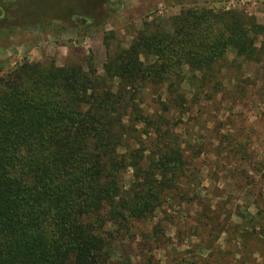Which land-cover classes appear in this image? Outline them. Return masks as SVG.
<instances>
[{
  "label": "trees",
  "instance_id": "trees-1",
  "mask_svg": "<svg viewBox=\"0 0 264 264\" xmlns=\"http://www.w3.org/2000/svg\"><path fill=\"white\" fill-rule=\"evenodd\" d=\"M170 20L166 31L142 22L101 74L89 62H22L0 75V264H108L134 223L197 196L190 181L204 147L249 164L245 134L221 133L216 113L205 120L198 110L228 97L241 105L239 64L260 59L263 28L204 7ZM144 92L156 97L146 104ZM255 209L243 217L254 231L242 247L264 244V203Z\"/></svg>",
  "mask_w": 264,
  "mask_h": 264
},
{
  "label": "rangeland",
  "instance_id": "rangeland-1",
  "mask_svg": "<svg viewBox=\"0 0 264 264\" xmlns=\"http://www.w3.org/2000/svg\"><path fill=\"white\" fill-rule=\"evenodd\" d=\"M228 1L243 2L219 6ZM189 7L241 12L263 28L254 45L260 59L239 64L241 105L233 106L228 97L217 110H198L205 120L216 113L221 133L245 134L249 164L224 159L213 142L204 147L205 154L196 161L197 178L190 181L197 196L186 192L179 204H165L150 222L134 223L131 242L120 244L108 264H264V244L254 239L240 244L244 233L254 231L251 225L244 228L243 217H255V207L264 203V0H0V75L22 62L84 69L89 62L101 74L103 63L127 48L142 22L166 31L171 17ZM152 93H143L144 103L156 97ZM183 119L179 133L186 143L193 129ZM204 127L210 130L212 125L207 120ZM158 226L162 233L151 240Z\"/></svg>",
  "mask_w": 264,
  "mask_h": 264
},
{
  "label": "built area",
  "instance_id": "built-area-1",
  "mask_svg": "<svg viewBox=\"0 0 264 264\" xmlns=\"http://www.w3.org/2000/svg\"><path fill=\"white\" fill-rule=\"evenodd\" d=\"M243 1H228L227 3H225L224 5H221V4H219V6H222L221 8H224V9H226V8H228V7H234V6H236V4H241Z\"/></svg>",
  "mask_w": 264,
  "mask_h": 264
}]
</instances>
